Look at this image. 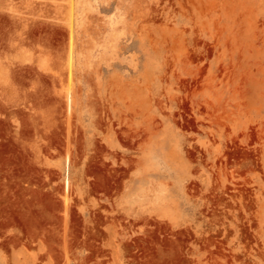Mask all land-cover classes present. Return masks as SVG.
Returning <instances> with one entry per match:
<instances>
[{"label": "rangeland", "instance_id": "rangeland-1", "mask_svg": "<svg viewBox=\"0 0 264 264\" xmlns=\"http://www.w3.org/2000/svg\"><path fill=\"white\" fill-rule=\"evenodd\" d=\"M0 264H264V0H0Z\"/></svg>", "mask_w": 264, "mask_h": 264}, {"label": "bare ground", "instance_id": "bare-ground-1", "mask_svg": "<svg viewBox=\"0 0 264 264\" xmlns=\"http://www.w3.org/2000/svg\"><path fill=\"white\" fill-rule=\"evenodd\" d=\"M67 184H68V180L65 182V185L67 186Z\"/></svg>", "mask_w": 264, "mask_h": 264}]
</instances>
